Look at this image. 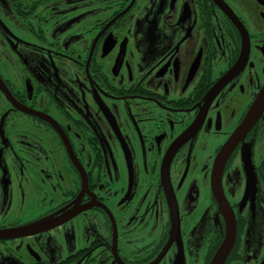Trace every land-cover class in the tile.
Listing matches in <instances>:
<instances>
[{"label": "flooded vegetation", "instance_id": "obj_1", "mask_svg": "<svg viewBox=\"0 0 264 264\" xmlns=\"http://www.w3.org/2000/svg\"><path fill=\"white\" fill-rule=\"evenodd\" d=\"M263 90L264 0H0V264H263Z\"/></svg>", "mask_w": 264, "mask_h": 264}, {"label": "water", "instance_id": "obj_2", "mask_svg": "<svg viewBox=\"0 0 264 264\" xmlns=\"http://www.w3.org/2000/svg\"><path fill=\"white\" fill-rule=\"evenodd\" d=\"M264 109V90L260 93L259 98L252 104L249 108L246 118L242 125L240 126L239 130L232 136L231 142L236 140L237 135L241 133L246 127H249L250 123L260 114V112ZM231 219L227 218V230L226 235L223 239V242L220 244V247L216 250L213 254V258L211 259L209 264H223L224 260L227 257V254L232 248L233 240H234V230H235V223L233 220V216L231 214ZM264 264V263H263Z\"/></svg>", "mask_w": 264, "mask_h": 264}, {"label": "rangeland", "instance_id": "obj_3", "mask_svg": "<svg viewBox=\"0 0 264 264\" xmlns=\"http://www.w3.org/2000/svg\"><path fill=\"white\" fill-rule=\"evenodd\" d=\"M5 69H7V67Z\"/></svg>", "mask_w": 264, "mask_h": 264}]
</instances>
